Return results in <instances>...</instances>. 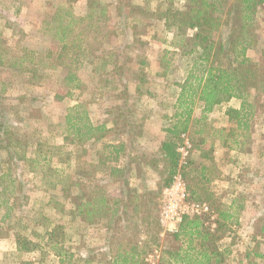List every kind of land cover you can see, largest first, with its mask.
I'll return each instance as SVG.
<instances>
[{
    "label": "trees",
    "instance_id": "16d2710c",
    "mask_svg": "<svg viewBox=\"0 0 264 264\" xmlns=\"http://www.w3.org/2000/svg\"><path fill=\"white\" fill-rule=\"evenodd\" d=\"M166 1V8L161 11V8L154 9L153 13L162 22L164 29L173 33L174 46L191 61L184 80L178 83L179 92L173 114L162 116L167 124L163 127L165 137L160 141L157 151L148 153L140 146V140L145 136L144 127L136 119L137 105L130 98L129 77L122 73L129 62L128 55H123L127 60L121 64L116 59L113 69L107 72L109 75H122L117 96L123 99V103L107 110L112 117L110 123L93 122L86 104L81 101L70 105L64 115L65 143L74 144L76 152L81 154L76 155L75 163L82 175L76 179L62 171L63 178L57 184H60L64 196L76 202L75 214L87 223L104 219V227L109 233L104 249L107 257L88 255L83 258L84 264H149L147 259L155 250L160 251V264H227V258L234 253L231 243L225 242V235L222 233L223 229L229 228L228 223L233 216L227 210L218 209V224L215 228L206 224L204 217L208 215L186 216L176 232H165L163 235L159 213L156 215V211H159L163 189L172 183L178 171L181 156L178 148L182 144V134L189 133L193 149L197 145L191 132L197 131L194 130L197 119L193 113L199 103L202 104L201 118L206 119L215 107L232 99L239 100L238 108L227 107L224 112L230 126L222 129L224 133L221 139L231 142L238 150H243L250 144L256 119L264 114V103L261 101L264 97V40H261V35L256 30L258 7L264 0H180L186 4L185 10L175 4L176 0ZM122 4L130 5L131 15L136 12L148 14L146 7L141 5L124 3V0ZM107 12L108 4L102 0H87L85 15L74 13L71 3L59 5L44 20L46 32L50 33L52 41L56 43L55 51H39L19 43L24 36L22 28L12 23L16 32L20 33L17 43L19 50L10 55L6 51L0 52V66H9L19 73H27L36 81L42 78L43 69L66 67L64 81L68 94L74 95L76 89H84V83L78 75L80 65L99 58L95 53L99 45L93 43H104L114 32L106 29V22L102 23ZM130 24L126 25L132 28L133 37L125 45L129 48L140 40L136 37L139 21ZM223 27L226 33L217 35L216 32ZM261 41L260 55L254 59L248 51ZM1 47L0 43V49ZM89 56L90 61L87 59ZM108 56H115V53ZM5 58H8V63ZM104 63L109 62L104 60ZM145 64L144 59L139 61L140 66ZM140 77L142 80L143 76ZM135 89L140 96L154 94L149 89H143L142 83H136ZM1 106L2 89L0 194L11 195L0 199V206L6 207L1 218L0 237H5L12 229L18 251H35L45 241L60 263L71 262L76 254L71 246H65L68 235L63 225H55L41 234L37 231L28 233L26 223L7 222L19 202L16 195L19 186L12 175L11 165L22 160L33 165L34 170L41 164L45 168L50 165L51 157L58 148L49 146L40 137L30 143L25 142L23 136L5 119ZM110 135L113 139L107 140ZM89 142L96 147L100 145L96 149L97 160L86 158V144ZM201 143L199 140V146ZM29 148L33 149V155H29ZM4 153L6 157L3 156ZM147 169L158 174L156 190L147 189L133 195L128 192L126 195L113 197L102 179L107 176L109 183L124 182L129 173L134 177H141L146 174ZM183 174L186 180H195L193 169L185 170ZM74 186L78 193L73 192ZM188 191L191 199H204L194 184L188 183ZM238 207L242 208V205L239 204ZM130 211L134 215H143L142 220L147 223L146 232L149 237L146 232H141L146 234V239L136 240L135 232L126 235L123 230L124 227L130 228L129 223L123 224L130 219ZM30 234L41 241H34ZM258 234L264 235V219L259 221ZM118 235L121 237L118 238ZM258 249L256 246L245 254L248 264H259L258 259H264V253Z\"/></svg>",
    "mask_w": 264,
    "mask_h": 264
},
{
    "label": "rangeland",
    "instance_id": "374dc122",
    "mask_svg": "<svg viewBox=\"0 0 264 264\" xmlns=\"http://www.w3.org/2000/svg\"><path fill=\"white\" fill-rule=\"evenodd\" d=\"M102 1L108 4V12L102 19V23L106 22V29H112L114 32L110 34V38L105 39L104 43H93V45H99L95 52L99 58L80 65L78 75L84 83L83 90L76 89L72 96L68 94V87L64 81L66 67L42 68V78L36 81L27 73H19L9 66H0L1 107L5 119L16 132L23 136L25 142L30 143L40 137L41 141L49 146L58 148L51 157L50 165L45 168L41 164L34 170L33 165L24 163L22 160L11 165L13 167L12 175L19 186L16 192L19 202L7 222L10 224L15 221L26 223L28 224V233L37 231L41 234H44L47 229L61 224L68 235L65 246H71L76 254L71 262L60 263L45 241H42L41 248L35 251H18L13 230L10 229L8 235L0 237V264H84L83 258L88 255L107 257L106 254L104 255V249L109 233L104 227L105 220L100 218L99 221L93 223L84 222L79 215L75 214L76 202L63 195L57 181L63 178L62 171L71 174L76 179L80 174L82 175L75 163L77 156L81 154L76 152L74 144H66L63 136L64 115L68 107L80 101L84 102L93 122L110 123L112 117L109 116L107 110L123 103V99L117 96L121 88L122 75L121 73L109 75L107 72L109 69H113L116 59L120 61V64L127 60L123 58L124 54L129 56V62L125 65V71L122 73L129 77L130 98L135 100V105H137L136 119L143 123L144 127L145 136L140 140V146L148 153L156 152L160 140L165 137L163 127L167 122L162 116L173 114L174 103L179 92L178 83L184 80L191 61L174 46L173 33L166 31L162 22L153 13L154 9L161 8L159 9L161 11L166 8L167 1L124 0V3H135L148 10V14L136 12L133 15L129 9L130 5H123V0ZM175 2L181 9L187 8L185 2L180 0ZM70 3L73 5L74 13L77 15L86 14L87 0H0V33H2L0 35L2 44L0 52L6 51L10 55L19 50L17 43L20 33L16 32L12 23L22 28L24 36L19 43L39 51H55L56 43L52 41L50 33L46 32L44 20L49 18V14L59 5ZM120 4L121 6H119ZM134 21L140 23L136 36L140 40L130 48L125 47L132 41V28L128 25ZM127 23L128 25H126ZM256 27L257 32L261 35V40H264V2L258 7ZM219 33L225 34V27L216 32L217 35ZM263 42H259L248 51L252 58L259 57L260 44ZM112 52L115 53V56L109 57L108 55ZM91 56L87 58L89 61ZM6 59L8 58H5L8 63ZM142 59L146 61V64L140 66L139 61ZM104 60L109 63L105 64ZM140 76H143L142 80ZM136 83H142L143 89H149L154 94L140 96L135 89ZM251 99L256 100L255 97H251ZM261 101L264 103V97ZM236 102L240 105L239 100L233 103ZM201 105L199 103L193 113L197 119L194 130H203L204 133L217 130L221 138L224 133L222 129L230 126L224 113L227 107L223 106L215 113L210 112L208 118L202 119ZM253 128V138L250 144L243 150L237 149L240 152L238 159L241 166L239 164V168L231 170L232 173L229 174L231 177H234L235 174L237 178L242 175L247 179V184L237 182V186L242 185L243 190L246 189V186L249 189L245 193L247 207L241 209L238 205L242 202H237L235 207L228 208L227 205L231 200L226 199L228 192L224 186L212 189L210 186L202 184L194 172L195 180H186L187 183L194 184L200 190L204 197L202 199L209 203L215 211L218 209L229 210V213H232V219L228 223L229 228L223 229L222 233L225 235V242L231 243V248L236 250L235 256L245 260V254L256 246L259 251L264 253V235L258 234L259 221L264 219V114L259 115ZM197 131L191 132L197 145L194 146L189 164L184 167V171L199 167L201 133ZM109 139H113V136L110 135L107 140ZM98 147L100 145L96 147L90 142L87 143L88 155L86 158L92 157L97 160L96 149ZM32 150V148L28 149L29 155H33ZM223 152L227 160L233 157L229 150ZM245 152L249 153L247 159ZM208 154L206 152V155ZM3 156L6 157L5 153ZM84 177L81 178L85 181ZM92 179L94 178L92 177ZM102 179L113 197L121 194L126 195L128 192L133 195L135 192H144L147 189H158V174L152 169H147L146 174L141 177H134L129 173L124 182L109 183L110 179L107 176ZM89 184L90 182H88ZM238 189L239 187L237 191ZM77 190V187L74 186L73 192L78 193ZM9 195L11 194H0V199ZM5 210L6 207L1 205L0 224ZM128 213L130 219L123 222L124 225L129 223L130 226L129 229L123 228L126 235H130L133 231L136 233V240L146 239V234L141 232H146L148 227L147 223L142 220L143 215H134L132 211ZM157 213L158 211H156V215ZM204 218L207 220L206 222L211 221L208 216ZM147 236L149 237L148 233ZM30 237L34 241H41L40 238L31 236V234ZM119 237L121 235H118ZM231 256L227 258V264H234L230 262ZM258 261L259 264H264V259H258Z\"/></svg>",
    "mask_w": 264,
    "mask_h": 264
},
{
    "label": "crops",
    "instance_id": "0c3cea01",
    "mask_svg": "<svg viewBox=\"0 0 264 264\" xmlns=\"http://www.w3.org/2000/svg\"><path fill=\"white\" fill-rule=\"evenodd\" d=\"M237 100L232 99L229 102H226L222 104L221 106H217L214 108L212 112L215 113V111H219V109L223 108V106L226 107H239V104L233 103ZM211 112V113H212ZM208 118V115H207ZM201 133V141L199 148V167H193V172L197 177H199L202 184H206L207 186H210L212 189H218L221 186H224L225 190L228 192L226 199H230L231 202L229 205H227L228 208L235 207L237 202H242V208L244 209L247 207V204L245 201H247V195L245 194L249 189L247 186L246 189L243 190V186H237V182L246 183L247 179L240 175L238 178L234 174V177H231L229 174L232 173L231 170H236L239 168V154L240 152L237 151V149L232 145V143L228 141H223L220 138L219 132L217 130H211L208 132H203V130H200ZM161 141V140H160ZM224 150H229L232 152L233 157H230L227 160L226 155H224ZM206 152L209 154L206 155ZM212 153V154H211ZM246 153V159L248 158V152ZM243 153V154H245ZM242 154V153H241ZM233 163V164H231ZM241 166V164H240ZM246 176V175H245ZM245 178V179H244ZM239 187L238 191L237 188ZM232 188H234L232 190ZM232 190V191H230ZM200 191V190H199ZM238 195V196H237ZM245 203V204H243ZM214 210V209H213ZM243 211V210H242ZM229 213V210H227ZM232 214V213H230ZM218 216L219 211L214 210V214L212 217H210L211 221L206 222V224L210 225L212 228L217 227L218 224ZM234 253L230 257V262H233L234 264H248L247 259L238 258L235 256L236 250L233 249ZM228 262V261H227Z\"/></svg>",
    "mask_w": 264,
    "mask_h": 264
},
{
    "label": "built area",
    "instance_id": "2783aa9c",
    "mask_svg": "<svg viewBox=\"0 0 264 264\" xmlns=\"http://www.w3.org/2000/svg\"><path fill=\"white\" fill-rule=\"evenodd\" d=\"M182 144L179 146L180 162L178 171L173 177L172 183L165 187L161 194L159 206V222L161 234L176 232L180 223L186 216H213L212 206L204 200H194L189 197L188 183L183 174L184 167L189 164V158L193 150V142L189 133L182 134ZM160 251L155 250L148 257L149 264H158Z\"/></svg>",
    "mask_w": 264,
    "mask_h": 264
}]
</instances>
